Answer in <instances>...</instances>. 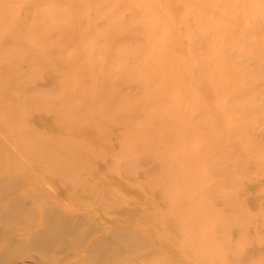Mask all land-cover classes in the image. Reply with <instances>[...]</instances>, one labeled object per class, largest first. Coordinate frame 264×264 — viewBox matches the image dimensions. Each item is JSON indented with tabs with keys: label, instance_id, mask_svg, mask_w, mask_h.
Instances as JSON below:
<instances>
[{
	"label": "bare ground",
	"instance_id": "6f19581e",
	"mask_svg": "<svg viewBox=\"0 0 264 264\" xmlns=\"http://www.w3.org/2000/svg\"><path fill=\"white\" fill-rule=\"evenodd\" d=\"M186 1L0 0L1 262L25 251L50 255L51 264H181L180 256L204 264L242 262L239 246L247 241L246 229L254 225L256 234L264 228V191L255 190L261 200L251 211L236 193L240 180H252L249 167L264 168V157L241 141V128L226 127L223 119H244L249 110L215 106L197 118L185 94L200 103L220 101L225 86L207 91L205 84L222 77L233 83L248 73L253 85L255 76L243 65V53L233 54V70L217 67L230 56L217 51L225 30L215 24L210 40L217 52L198 55L195 63L204 77L194 78V67L186 69L190 83H185L188 61L169 62L172 50L183 46L154 36L160 24L174 22L170 13L158 20L155 3ZM208 1L246 17L264 11L263 0ZM87 3L95 5L93 19L80 10ZM19 6L25 8L21 14ZM236 21L232 28L244 17ZM142 38L141 50L129 47V40ZM193 49L187 46L188 53ZM141 53L145 59L136 57ZM124 60L128 63L115 75ZM40 114L46 124L32 123ZM141 162L157 163L142 180L133 174ZM95 163L103 165L100 177L93 173ZM107 176L114 178L104 185ZM118 181L150 196L145 221L168 233L167 245L157 247L138 231L122 228L118 213L129 217L136 209L118 206L130 201ZM57 184L64 189L53 195L43 188ZM58 196L66 204L60 205ZM233 228L237 242L229 238ZM57 252L65 255L62 263L53 258ZM257 258L256 264L264 260Z\"/></svg>",
	"mask_w": 264,
	"mask_h": 264
},
{
	"label": "rangeland",
	"instance_id": "374dc122",
	"mask_svg": "<svg viewBox=\"0 0 264 264\" xmlns=\"http://www.w3.org/2000/svg\"><path fill=\"white\" fill-rule=\"evenodd\" d=\"M233 1L234 0H229L228 3H231ZM155 4H157V10H159L158 20H162L160 19L161 17L163 18L166 13H170L171 15L169 16H171L174 22L169 24H160V26L162 27H159L160 30L159 28H157L158 30L156 32V35L154 36V40L160 43L168 44L170 39L174 38L177 39V41L183 46L182 51L175 47V49L172 50L169 56V62L172 66L179 65V63H181L182 61H185V63L186 60L188 61V64L186 63V65L184 66V70L182 71L183 76L187 72L186 69L190 70L194 67V78L195 76H200L202 79V77H204V71L196 65V57L200 54H204L210 51H218V53H220L219 55L228 57L230 56L229 60H224L217 66L219 68H224L225 70H233V67L235 66V60H233L234 58H232L233 54L242 56L243 53L244 56L247 57L246 64L243 62L242 63L243 65H245L246 70L255 76V84L252 85V79H250L248 77V73H246L245 75L243 74V76H241L239 80L233 83L225 82V79L222 77L218 78V80L216 82H213L211 85H204L207 91H211L214 86H225L222 89L223 100L218 101L217 99H209L200 103L195 96L193 98L189 94L185 95H187L188 99L194 104V114L195 116H197V118H199L205 110L214 108L215 106L222 109L230 108L232 106L237 108L236 110L248 109V115L245 116L244 119H237L236 117L228 116L227 118L223 119V124H225L226 127L230 128H241L244 131V134L241 137V141L244 142L247 140V142H249L257 149V155L259 157H264V11L261 13H249L246 17L242 12H233V14L229 13L226 9L223 8H213L208 0H187L182 4H166L165 2H163V4L161 2H157ZM107 5V3H104V6ZM61 9L62 11L68 10L65 6H62ZM94 9L95 5L90 3L80 6V10L83 13L88 12V14H91V19L94 18L92 13ZM18 10V13L21 14L25 10V8L19 6ZM242 16L244 17L245 22L243 21L241 23L242 25L232 28V22L241 20ZM139 17L141 19L146 18L144 13H139ZM221 19H223V21ZM217 20H220L222 24L217 23ZM91 21L95 22V24L100 22V20ZM178 21H181L182 23H178ZM153 24L155 25V22L152 23V25ZM215 24L217 25V27L223 26L225 30L222 36L219 37L220 46L217 51H215L213 43L210 40V33L212 32L213 27H215ZM236 34L246 36L247 40L244 42H232L230 38L233 37V35L235 36ZM144 43L145 38L140 39L139 43L134 39L128 41L129 47L136 50H141V45H144ZM189 44L194 46V49L191 53H188L187 51V46ZM146 56V53H141L136 57L142 60L145 59ZM189 57L190 60L191 57H195L194 65L189 64V62H191L188 59ZM126 63H128V61L124 60L119 65H117L114 69L115 72L113 71L114 74L116 75L118 73L117 71H119L121 67ZM27 66L28 65H26V67ZM42 77L45 78L46 83V75L44 74L42 75ZM183 79L186 84L190 83L187 77L184 76ZM198 83H200V81H194V84ZM42 86H44V84L40 83L37 85L38 88ZM33 119L34 120H32L31 122H36V124L39 123V125H44L46 124V121H48V119H45V116L43 114L34 115ZM232 141H234L235 143L237 142L236 139L233 138ZM238 141H240V139H238ZM240 155H242L243 158L246 159L249 156L246 153H241ZM138 159L142 161L141 156ZM95 164L96 165L93 173L96 177H100L103 165L97 163ZM155 164L157 163L155 162L147 165L141 162L139 163L138 167L134 168L133 174L136 178L142 180L145 176L149 175V173L154 172ZM85 166L89 167L90 164L85 163ZM249 169L253 172L251 174L252 180H240L236 195L240 200H244L247 205V209L251 211L256 204L260 203L261 200L260 196H256L254 194L255 190L258 188L264 191V168L256 170L252 167H249ZM113 178L107 176L106 178L104 177L103 179H101V182L106 185L107 183H111V180ZM115 180L118 179L115 177ZM118 183L119 184L117 185L120 189H122L121 192L122 194H124V198L130 200L129 202L119 203L118 206L122 210L136 209V213L132 212L133 215L129 217L118 213L117 218L122 228L129 230L133 229L134 231L136 230V232L138 231V233L142 235L141 237L144 241L153 242L157 247H164V245H167L170 240V236L168 235V233L154 228L152 224L145 221L147 214L151 212L150 196L143 193L141 194L136 190L134 191L131 189H125L122 182L118 181ZM232 184H234V182H232ZM51 187L54 188L52 189ZM43 188L46 192H49V195H53L56 190L64 189V185H45ZM24 191H27V188L20 189V192ZM155 196L157 197V195ZM57 199L60 205H64L67 202L66 198H61L60 196H58ZM262 199H264V195L262 196ZM88 220L89 219H87V221ZM257 222L258 224L262 223L261 221ZM246 228L247 227H245V229ZM228 233L231 241H238V238L240 236L238 237L237 229L233 228ZM245 234H247L248 238L247 241L242 243L243 245L241 244L239 246L240 254L243 257L242 262L239 264H256L255 262H253V260H258L257 257L259 255L264 257V228L262 230L260 229L258 233L256 232V236L253 225L252 227L246 229ZM30 252L25 251L24 255L22 253L18 255L10 254L9 259H7L8 261H0V264H51V262L54 260L50 255L40 256L37 253L35 255V252ZM56 254H54L53 258L56 257L55 260H58L59 263H62L64 261L65 255L62 252H57ZM47 258L49 261L47 260ZM178 259H180L181 264H204L200 261L189 262L185 260L184 256H180ZM228 262L231 263L230 261ZM260 264H264V260H262Z\"/></svg>",
	"mask_w": 264,
	"mask_h": 264
}]
</instances>
